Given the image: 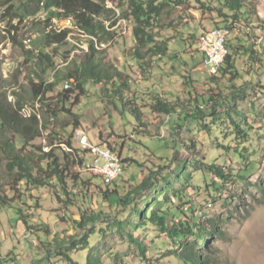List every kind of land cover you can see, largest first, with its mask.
Masks as SVG:
<instances>
[{
  "label": "trees",
  "instance_id": "1",
  "mask_svg": "<svg viewBox=\"0 0 264 264\" xmlns=\"http://www.w3.org/2000/svg\"><path fill=\"white\" fill-rule=\"evenodd\" d=\"M13 1L0 0V7L7 8L5 18L9 20L8 34L10 40L24 53L26 63L33 64L34 69L28 75L29 85L24 90L30 96H26L27 101L20 97L21 93H0V157L6 162L5 168L10 176L8 184L0 185V210H14L16 224L22 225L31 236L42 240L45 252L39 260L32 261L31 264H55L53 259L56 257L67 264H129L126 259L119 258L120 255L116 252L109 251L105 254V246L102 244L110 234H117L129 248H134L140 264H160L159 260L148 258L149 251L157 248H153L140 237L142 230L149 228L158 233V238L168 241L164 246L172 247L169 254L176 258L178 264H216L214 258L206 255L204 251L212 246L214 239L224 237L220 229L221 220L212 219L210 216L213 211L209 210L211 203L199 216L192 197L187 194L190 188L195 194L202 189L204 196H209L211 200L221 199L224 196L221 194L224 187L237 184V178L244 179L246 171L254 164L249 159L251 150L247 148L251 138L249 132L253 127L238 105L240 101L264 96V85L259 82L257 87H253V92L247 94L248 83L241 82L240 85L238 81L245 68H251L252 71L257 68L256 72L262 68L264 60L261 53L255 49L248 50L241 43V38L231 39V36L227 43L229 55L226 62L218 76L208 75L206 84L209 88H205L202 96L190 91L187 102L182 99L170 102L159 95L154 99L151 107L154 114L168 118H185L189 126H196V132L206 135L211 142L216 143L219 158L212 159L210 156L207 161H200L201 163L193 159L192 157L201 156L202 150L195 138H190L188 142L181 140L177 132L182 128L175 126L171 131L173 142L181 143L184 149L174 153L171 164L156 166L159 171L153 169L140 183L134 185L130 180L124 179L126 166L136 164L142 168L144 164L131 157L123 158L125 137H120L124 140L122 145L119 144L120 148H110L120 155L124 172L117 180L108 182L87 171V166L92 161L90 150L81 146L75 147L73 144L75 132L81 128L79 122H75L72 129L64 128V133L50 128L51 122H59L61 116L73 114V109L80 105L88 93V84L99 86L106 83L112 85L113 95L121 99L123 107L138 123L135 132L162 139L149 131L148 124L143 121L138 99L124 100L125 89L129 90L128 81H124L119 72L110 75L102 65L100 51L94 45V40L103 43L107 35H110L106 30V23L115 27L118 22L115 20L117 12L108 8V4H115L116 0H37V10L34 11L26 3L10 5ZM185 1L130 0L124 5L126 10L121 12L119 19L124 20L131 29L135 41L132 50L134 59L144 63L146 57L163 58L170 53L172 44L179 36L162 40L157 33L163 28L160 21L166 9L173 8L172 5L182 6ZM196 1L201 6L203 16L207 17L210 13L211 17L217 12L216 20L204 17L212 22L213 29L225 27L233 32L237 23L242 20L248 22L250 19L243 18L245 0ZM214 1L217 5L213 4ZM41 11L46 14V19L40 23L32 20L36 31L33 29L30 32L31 37L24 39L29 42L28 49L24 41L19 40V30L13 22L18 20L22 25L27 19L36 18ZM55 20H72L78 31L92 38L89 51L84 57L72 56L76 50L69 39L72 30L57 29L53 23ZM178 28L180 27L176 24L167 27L180 34ZM202 32L199 36L197 33L191 34L197 43ZM32 36L37 38L32 39ZM244 52L246 55L242 58ZM198 53L201 52L198 50ZM57 59L59 64L55 63ZM240 64L245 68L240 70ZM47 74L52 77L51 82L44 79L43 75ZM185 79L188 88H192L195 81L189 77ZM63 83L65 89L57 91ZM9 97H13V101L10 102ZM159 124L161 127L163 122ZM216 135L227 142L221 143ZM45 137L48 140L47 146L34 144ZM130 139L133 140L134 137ZM56 142L69 151H62V156L59 155ZM184 152L192 156L180 160L178 157ZM225 158H228L229 164L236 161L240 165L239 171L232 167L227 171ZM246 160H250V163L245 164ZM221 162L224 163L220 164ZM191 168L202 174V188L199 182L193 180L189 172ZM76 169L96 177L83 178ZM167 170L177 175L176 180L185 181V188L179 191L175 189L168 177L162 175ZM143 172L144 170L141 171L142 174ZM100 180H104L105 184L107 182L108 188L104 190L96 187L101 186ZM93 186L96 187L94 192L89 190ZM51 188L54 189L52 199L57 200L67 210L62 223L70 225L72 233L69 234V230H63L62 227L57 229L63 230L62 233L69 236H62L59 232L52 239L49 225L37 219L39 198L26 195L27 189L39 192ZM211 188L218 197L213 195ZM227 190L232 191L230 188ZM71 208L75 211H70ZM133 217L139 222H133ZM8 262L7 257L0 255V264Z\"/></svg>",
  "mask_w": 264,
  "mask_h": 264
},
{
  "label": "rangeland",
  "instance_id": "2",
  "mask_svg": "<svg viewBox=\"0 0 264 264\" xmlns=\"http://www.w3.org/2000/svg\"><path fill=\"white\" fill-rule=\"evenodd\" d=\"M128 1L130 0H116L115 4H108V8L117 12L115 20L118 22L115 27L111 26L110 23H106V30L110 35H107L103 43L94 40V45L97 51H100V57L103 60L102 65L109 71L110 75L113 76L119 72L123 80L128 81L129 90L125 89L124 100L127 101L128 98L138 99L143 121L148 124V129L153 135L161 136L162 139L150 138L141 132H135L138 129V123L129 111L123 107L121 99L113 95L112 85L106 83L99 86L88 84V93L81 100L80 105L73 109V114L61 116L59 122H51L50 129L58 131V133H64V128L72 129L75 122H79L81 128L75 132L73 142L75 147L81 146L80 139L82 135H86L92 145L103 144L119 149L124 141L120 137H125L123 158L131 157L140 164H144L142 168L136 164L126 166L124 179L130 180L136 185L153 169L159 171L160 169H157L156 166L171 164L174 153L177 150L182 151L184 149L181 143L177 142L175 144L173 142L171 131L175 126L182 128L177 132L181 140L188 142L190 138H195L197 145L202 150L203 154L199 157H192L193 159L200 162L207 161L210 156L212 159L219 158V150H216V143L211 142L206 135L196 132V126H189V123H186L185 118L182 116L181 118L174 116L168 118L164 115L154 114L151 109L157 95L170 102L178 99L187 102L189 100L188 92L194 91L196 95L202 96L205 88H209L206 84L209 76L201 69L202 54L198 53V43L191 34L197 33L199 36L203 30L213 28L212 22L204 19L206 16H203L201 6L196 0H186L179 7L172 5L173 8L166 9L160 21L163 28L159 29L157 33L162 40L167 37H179L172 44L171 51L167 56L154 59L146 57L143 63L134 59L132 50L135 47V41L131 29L124 20L119 19L121 12L123 13L126 10L124 5H127ZM245 1V7L242 8L243 18L250 19L248 22L242 20L237 23L231 39L241 38V43L248 50L255 49L261 53L264 60V0ZM23 3L32 6L33 11L37 10V0H14L10 5H21ZM213 4L217 5L215 1ZM6 9L0 7V93L4 91L8 95L15 92L21 93L22 96L20 97L27 101L26 96L29 98L30 96L24 90L28 88V75L34 68L33 64L26 63L24 53L20 47L10 40L8 34L10 29L8 26L9 20L5 18ZM209 14L206 18L217 19V12H214L211 17ZM45 19L46 14L41 11L37 13L36 18L27 19L22 25L18 20L14 21L13 25L17 26L19 30V40L24 41V39L31 37L30 32L35 29L32 20L40 23ZM53 23L59 30H72L69 39L76 49L72 56L82 58L88 53L92 38L78 31L72 20L61 22L55 20ZM172 24L180 27L178 28L180 34L174 32L173 29H167ZM36 38L37 36H32V39ZM24 43L29 49V42L24 41ZM245 55L244 52L242 58ZM59 62L58 59L55 60L56 64H59ZM64 66L61 65V67ZM244 68L243 64L239 65L240 70ZM256 70L257 68H254L253 71L251 68H245V72H241L242 75L238 84L248 83L247 94H251L253 87H257L259 82L264 85V65L259 71L256 72ZM43 76L46 81L51 82L53 80L50 74ZM186 77L195 81L192 88H188L186 85ZM118 84H120V81H118L117 86H119ZM63 89H65V83L61 84L57 91L60 92ZM9 101H13V97H9ZM238 106L240 111L247 115L249 123L253 127V130L249 132L251 138L247 148L251 150V158L249 159L254 164L246 171L245 180L237 178L235 180L237 184H233V186H228L229 184L225 183L227 186L224 187L221 193L224 196L216 201L211 200L209 196H204L205 193L202 189L195 194L190 188L187 195L192 197L191 199L199 216L211 203L212 206L209 210L213 211L210 216L212 219L219 218L221 220L220 229L224 233V237L214 239L212 246L204 251L206 255L214 258L216 264H264V96L260 95L257 98L240 101ZM261 113L262 115H260ZM160 122H163L161 127ZM190 130L191 132H189ZM229 130L233 131L232 128H229ZM126 136L129 138H126ZM132 136L134 137L133 140L130 139ZM216 137L220 139L221 143L227 142L221 136L216 135ZM47 143L48 140L45 137V139L38 140L34 144L47 146ZM55 147L58 150L57 153L61 156L62 151H69L58 142H56ZM45 151H49V149H45ZM191 156L184 152L178 158L181 160ZM227 160L228 158L224 159V162H227V171H230L229 168L231 167L239 171L240 165L235 160L231 164ZM246 161L245 164L250 163V160ZM5 165L6 162L0 157V185L9 183L10 176ZM243 168L246 167L243 166ZM142 170H144L143 174L141 173ZM176 170L177 168H175ZM76 171H79L83 178L88 176L85 171L79 169H76ZM89 172L97 175L91 171ZM189 172L192 174L193 180L199 182L202 188V174L195 168L189 169ZM162 175L168 177L169 182L178 191L183 187L185 188L183 185L185 181L176 180L177 175L172 174L170 171L167 170ZM91 177L93 179L96 176H88V178ZM99 183H101V186L96 187L104 190L108 188L107 182L105 184L104 180L103 182L100 180ZM96 187L93 186L89 190L94 192ZM229 188L232 190L231 192L227 190ZM51 189H44L39 192L27 189L26 195L39 198L37 199V214L39 217L37 219L49 225L52 239L59 232L62 236H69L72 233L70 225L62 223L67 210L57 200L52 199L54 189ZM211 192L216 197L219 196L212 188ZM169 195L172 196L173 194L169 193ZM142 207H144V204ZM70 211L75 210L71 208ZM15 219L14 210H7V212L0 210V255L7 257L9 261L7 264H31L32 261L39 260L45 252L41 243L42 240L31 236L22 225L16 224ZM132 221L139 222L136 217H133ZM58 227L69 230V234L62 233L63 230H58ZM140 237L143 241L152 245L153 248H157L155 251H149L148 258L150 260H159L160 264H178L176 258L169 254L172 247L164 246L168 241L158 238V233L155 230L152 228L146 229V231L142 230ZM102 245L105 246V254L113 251L120 255L119 258L126 259L129 264H140L137 259V251L123 243L121 237L117 234L106 236ZM53 263L67 264L57 257L53 259Z\"/></svg>",
  "mask_w": 264,
  "mask_h": 264
},
{
  "label": "built area",
  "instance_id": "3",
  "mask_svg": "<svg viewBox=\"0 0 264 264\" xmlns=\"http://www.w3.org/2000/svg\"><path fill=\"white\" fill-rule=\"evenodd\" d=\"M232 34L231 29L220 27L205 31L201 35L198 46L199 51L204 56L203 70L208 75H219L220 69L229 55L227 43ZM218 35H225V42H218ZM80 144L83 148L90 150L92 161L89 165L101 166L103 178L106 181L113 182L123 175L124 167L120 155L109 146L103 144L92 145L86 135H82Z\"/></svg>",
  "mask_w": 264,
  "mask_h": 264
},
{
  "label": "bare ground",
  "instance_id": "4",
  "mask_svg": "<svg viewBox=\"0 0 264 264\" xmlns=\"http://www.w3.org/2000/svg\"><path fill=\"white\" fill-rule=\"evenodd\" d=\"M218 42H225V35H218ZM88 170L103 177V171L99 165H89Z\"/></svg>",
  "mask_w": 264,
  "mask_h": 264
},
{
  "label": "crops",
  "instance_id": "5",
  "mask_svg": "<svg viewBox=\"0 0 264 264\" xmlns=\"http://www.w3.org/2000/svg\"><path fill=\"white\" fill-rule=\"evenodd\" d=\"M211 29H213V28H211ZM207 30H210V29L207 28ZM203 32H205V31H203ZM203 32H202V33H203ZM201 69L203 70V67H202Z\"/></svg>",
  "mask_w": 264,
  "mask_h": 264
},
{
  "label": "clouds",
  "instance_id": "6",
  "mask_svg": "<svg viewBox=\"0 0 264 264\" xmlns=\"http://www.w3.org/2000/svg\"><path fill=\"white\" fill-rule=\"evenodd\" d=\"M211 30V29H210ZM208 31V30H207ZM232 36V35H231ZM203 64V63H202ZM67 87V86H66ZM82 147V146H81Z\"/></svg>",
  "mask_w": 264,
  "mask_h": 264
},
{
  "label": "water",
  "instance_id": "7",
  "mask_svg": "<svg viewBox=\"0 0 264 264\" xmlns=\"http://www.w3.org/2000/svg\"><path fill=\"white\" fill-rule=\"evenodd\" d=\"M75 26V25H74Z\"/></svg>",
  "mask_w": 264,
  "mask_h": 264
}]
</instances>
